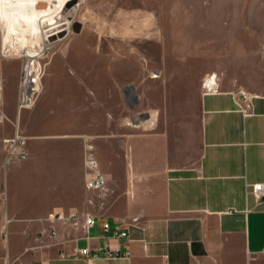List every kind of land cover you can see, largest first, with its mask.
I'll return each instance as SVG.
<instances>
[{
    "label": "crops",
    "instance_id": "0c3cea01",
    "mask_svg": "<svg viewBox=\"0 0 264 264\" xmlns=\"http://www.w3.org/2000/svg\"><path fill=\"white\" fill-rule=\"evenodd\" d=\"M89 18L85 10L80 31L50 56L32 108H17L22 59L0 56V111L19 124L27 151L0 179V264H264V197L252 191L264 183V94L142 78L135 51L110 66L105 41L97 51L83 34ZM142 80L151 112L133 128L112 110H122V87L140 95ZM88 147L106 178L101 200L85 186ZM18 178L26 195L42 188L38 203L11 191ZM56 213L95 223L48 220ZM116 227L126 237H114ZM106 242L129 256H106ZM84 248L96 256H74Z\"/></svg>",
    "mask_w": 264,
    "mask_h": 264
},
{
    "label": "rangeland",
    "instance_id": "374dc122",
    "mask_svg": "<svg viewBox=\"0 0 264 264\" xmlns=\"http://www.w3.org/2000/svg\"><path fill=\"white\" fill-rule=\"evenodd\" d=\"M70 1L64 0L60 8L54 4L56 11L51 17L36 16L39 9L48 4L37 2L35 4L41 5L35 7L32 6L34 3H28L20 14L8 15L2 22L0 20V56H19L23 68L26 61L23 53L29 52L34 56L33 60L40 64L42 77L50 56L74 34L71 24L82 18L87 10L90 18L86 19L83 34L93 38V48L97 51L102 48L101 41H105L104 50L110 54V66L114 63L115 68H122V63L117 64V58L122 56L123 51H135L139 56L142 78H154L158 83H164L165 77H177L190 89L198 83L210 86L207 83L213 79L217 88L264 94V0H76L67 9L65 4ZM104 13L107 21L102 17ZM68 16L72 17L71 20ZM42 19L46 21L42 22ZM66 22L69 28L58 32L60 35L57 38L48 40L52 36L49 25L57 24L59 31ZM28 23L30 26L23 34L13 30L14 26L18 29L19 25ZM45 36H48L46 40ZM130 36L135 38V44L129 42L127 37ZM111 59L114 61L111 62ZM140 84V95L132 83L125 84L121 92L122 110L117 105L112 110L127 114L126 124L133 128L147 126L151 112L150 89L142 85L143 80ZM157 90L158 96L162 97L165 91L161 92L159 86ZM138 106L142 109L140 112L137 111ZM0 114L3 115L0 122V179L4 181L8 168L21 162L7 156L4 139L13 137L16 132L22 133L17 122H9L2 111ZM8 125L14 131L11 136L6 133ZM100 173L106 179L101 170ZM11 185L13 193L23 190V197L26 195L25 182L23 188L21 180L17 186ZM40 189V186L32 185L24 198L38 203L37 192ZM106 191V184L104 189L94 190V199L101 200ZM94 207L99 211L104 204Z\"/></svg>",
    "mask_w": 264,
    "mask_h": 264
},
{
    "label": "built area",
    "instance_id": "2783aa9c",
    "mask_svg": "<svg viewBox=\"0 0 264 264\" xmlns=\"http://www.w3.org/2000/svg\"><path fill=\"white\" fill-rule=\"evenodd\" d=\"M68 22H66L65 27L59 30L58 32L66 31L68 27ZM57 32V33H58ZM54 31H52L53 35ZM58 34H54L57 38ZM48 37V36H47ZM23 57L25 58V63L22 68L21 80H20V94L17 101V108H30L37 97L39 92V82L42 75V68L39 63L33 60L34 56L27 54L26 52L23 53ZM1 82V76H0ZM1 85V83H0ZM1 89V86H0ZM243 97H245L244 93H241ZM3 120V115L0 114V122ZM26 139L25 137L16 132L15 135L11 138L4 139V144L7 148V156L12 159L22 160L27 157V151L25 147ZM84 165L87 172V179L85 186L88 189H96L102 190L105 186V179L103 175L100 173L98 169V165L94 155L91 152V147L87 148V153L84 158ZM253 194L259 200L264 197V183H258L253 186ZM48 220L50 221H59L64 224H71V225H79L83 229L91 227L95 223V218L92 215L85 214L83 217H79L77 214H62L56 213L52 214ZM103 229L106 231L109 228L108 222H103L102 224ZM114 237H126V232L123 230H118V227L115 228L113 233ZM105 255L110 257H118V256H129L130 252L129 249L126 247L125 250L122 252L118 248H110L108 242L104 245ZM74 256H96L95 253H91L89 248H84L78 250Z\"/></svg>",
    "mask_w": 264,
    "mask_h": 264
},
{
    "label": "bare ground",
    "instance_id": "6f19581e",
    "mask_svg": "<svg viewBox=\"0 0 264 264\" xmlns=\"http://www.w3.org/2000/svg\"><path fill=\"white\" fill-rule=\"evenodd\" d=\"M37 2L38 3L39 2H48L47 5H44L45 8L39 9V13H38V15H36L37 17L43 18V17H51L56 11L53 5L56 4L57 7L60 8V5L62 2H64V0H0V20H1V22L3 21V18L8 16V15L13 16V15H16L17 13L20 14L21 12H23L24 8L27 7L28 3H34V4H32V6H35V7L37 5H41V4H35ZM44 20L45 19H42L41 21L43 22ZM30 23H28L27 25H23V26H20L18 24L19 25L18 29H17V27L15 29V26L13 25L14 26L13 30H18V32H20V34H23L24 32H26L28 30ZM12 24H14V22H12ZM58 29H59V26L54 23V25H49L48 30L54 31V33H53V35H54V34H59V33H57ZM46 39H47V37L45 36L44 40H46ZM26 53L29 54V52H26ZM212 84H214L213 79H209L207 85H212Z\"/></svg>",
    "mask_w": 264,
    "mask_h": 264
},
{
    "label": "water",
    "instance_id": "95a60500",
    "mask_svg": "<svg viewBox=\"0 0 264 264\" xmlns=\"http://www.w3.org/2000/svg\"><path fill=\"white\" fill-rule=\"evenodd\" d=\"M70 1V0H69ZM76 3V0H72V1H70V2H66V4H65V7L67 8V9H70V7L72 6V5H74ZM71 16H68V19L69 20H71ZM71 30H72V32H74V33H78L79 31H80V23L79 22H73L72 24H71ZM60 33H62V32H60ZM60 35V34H59ZM55 37L56 36H54V35H52V36H49V38H48V40H53V39H55Z\"/></svg>",
    "mask_w": 264,
    "mask_h": 264
}]
</instances>
